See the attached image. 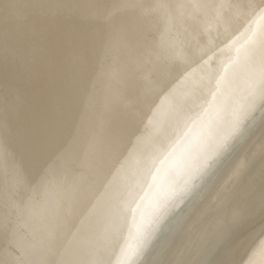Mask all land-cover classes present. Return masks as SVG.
I'll use <instances>...</instances> for the list:
<instances>
[{
  "label": "bare ground",
  "instance_id": "obj_1",
  "mask_svg": "<svg viewBox=\"0 0 264 264\" xmlns=\"http://www.w3.org/2000/svg\"><path fill=\"white\" fill-rule=\"evenodd\" d=\"M0 264H264V0H0Z\"/></svg>",
  "mask_w": 264,
  "mask_h": 264
}]
</instances>
